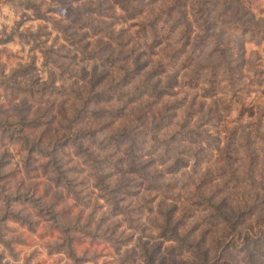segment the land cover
<instances>
[{
    "label": "clouds",
    "instance_id": "clouds-1",
    "mask_svg": "<svg viewBox=\"0 0 264 264\" xmlns=\"http://www.w3.org/2000/svg\"><path fill=\"white\" fill-rule=\"evenodd\" d=\"M0 264H264V0H0Z\"/></svg>",
    "mask_w": 264,
    "mask_h": 264
}]
</instances>
